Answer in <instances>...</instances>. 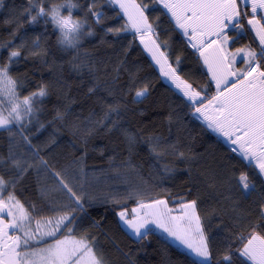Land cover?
Returning <instances> with one entry per match:
<instances>
[{"label": "snow or ice", "instance_id": "obj_1", "mask_svg": "<svg viewBox=\"0 0 264 264\" xmlns=\"http://www.w3.org/2000/svg\"><path fill=\"white\" fill-rule=\"evenodd\" d=\"M27 2L29 6L23 12L27 23L35 25L42 22L45 30L49 24L54 30L59 29L58 44L65 49H75L78 55L81 40L96 35L91 25L85 31V24L89 23L88 16L97 26L106 25L109 19H123V24L104 28L105 35L111 34L121 39L125 38V33L133 34L122 55L126 56L133 43L138 42L150 54L159 73L180 94L185 107L191 110L190 114L223 136L231 145L230 151L237 154L246 167L264 178V0H88L85 19L81 20L71 18L72 9L82 7L71 0H62L60 3H52L51 0ZM65 4L68 17L61 12ZM153 5L161 6L160 15H150L149 10ZM3 7L4 0H0V9ZM109 11L112 12L111 17ZM161 16L167 17L169 29L163 28ZM14 22L19 24L18 20L5 21ZM177 29L183 33L184 49L193 52L198 61V65L194 66L195 71L203 69L208 76L207 84H200L195 79L189 82L192 73L185 72L183 67L186 57L174 50L170 37L161 36V32ZM249 32L258 51L251 44L235 47L241 40L247 39ZM39 40L40 37H36V47H40ZM22 47L23 42L19 48L14 47L8 52L6 61H0V129L7 130L12 138L7 164L9 169H15L16 172L7 180L0 175V264H111L94 233H81L80 239L73 235L74 230L78 231V214L86 213V205L94 206L96 203L119 207L121 210L115 215L139 240L149 235L152 231L150 226L164 231L197 257L198 264H233L234 254L243 258L241 264H245V261L248 264H264V196L258 204L255 218L250 213L236 214V231L232 233V241L239 247L233 248L232 242H229L223 252L217 250L211 238V217L218 213L200 209L198 186H195V198L191 199L184 196L174 198L168 194L167 198L150 197L145 202L143 192L131 191L127 193V200L134 201L136 206L129 209L127 200L120 198L119 194L97 196L89 192L85 183L79 182L86 175L83 167L77 174V183L74 185L76 191L65 182L60 172L52 170L58 185L72 203H56L50 195L44 194L50 190L43 189L41 199L46 201L48 210L57 215L45 218L43 223L35 220L32 212L25 209L14 192L16 185L34 167L26 159L17 158V148L23 142L40 159V150L32 146L31 140L24 134V128L33 122L39 125L37 133L45 128L37 114L41 111L38 105L42 98L48 95V86L39 85L38 91L21 98L17 89L24 86V80L13 78L10 69L19 62ZM84 55L89 56L87 52ZM238 60L242 67H237ZM125 63V60H121L115 68L117 73L124 68L128 74L129 87L121 90L120 98L124 99L126 92L132 91L133 102L142 103L150 95L151 84L139 80L141 69L130 70L124 67ZM71 66L77 73L84 70L90 74L92 72L88 60L72 63ZM118 79V75L113 77V85ZM97 87L99 85L89 87L88 94H94ZM108 92L109 95L113 94L111 88ZM5 102L7 109L3 107ZM125 108L126 105L119 103L106 105L97 126H105L111 116H119ZM5 111L7 115L3 114ZM172 115L168 117L169 123L172 122ZM64 116L57 110L55 119L63 120ZM110 123L111 127L107 131L118 127L117 121L112 120ZM13 125L17 127L16 133L12 131ZM17 135L19 139H16ZM125 135L131 150L136 137ZM161 142L159 136L149 138V151L157 159H160L161 154L156 152V148ZM169 147L172 155L180 160L188 163L197 160L191 147L187 149V154L179 151L177 145ZM82 159L73 160V164H80ZM5 163L0 156V165ZM40 163L44 168H49L47 161L40 159ZM162 168L165 176L179 170L169 165H163ZM218 176L224 181L226 189L222 195L236 212L239 203L233 199V193L246 191L250 195L255 191V182L250 179L248 172L233 170L221 175L213 171L209 173V189L216 187ZM188 193L191 194L192 189ZM170 201L178 206L170 207ZM29 207L33 212L43 211V208L38 209L30 202ZM93 223L99 228L98 222ZM60 236L63 239L58 238ZM47 238H51L52 242L47 243ZM34 241H44L47 247L36 249Z\"/></svg>", "mask_w": 264, "mask_h": 264}, {"label": "trees", "instance_id": "obj_2", "mask_svg": "<svg viewBox=\"0 0 264 264\" xmlns=\"http://www.w3.org/2000/svg\"><path fill=\"white\" fill-rule=\"evenodd\" d=\"M51 2L60 3L62 0ZM75 2L82 7L72 11L73 17L85 19L88 0ZM28 6L27 0H4V7L0 9V61H6L8 52L14 47L19 48L23 42L20 49L22 56L10 69L13 78L24 80V86L17 91L22 98L38 91L39 85L48 86V95L42 98L38 105L41 111L37 114L45 128L37 133L39 125L33 122L24 128V134L31 140L32 146L40 150V159L47 161L49 168H44L40 159L23 142L17 148V158L26 159L34 167L24 175L14 192L24 207L32 212L35 220L57 215L50 212L46 201L41 199L43 189L50 190L44 194L50 195L56 203H72L58 185L52 170L60 172L65 182L76 191L74 185L77 183V174L83 167L86 175L79 182L85 183L88 191L97 196L119 194L120 198L127 200L128 192L141 191L145 201L150 197L167 198L168 194L174 198L184 196L191 199L195 198V186H198L200 209L218 213L211 217V238L217 250L223 252L229 242H232L233 248L239 247V244L232 241V233L236 231L234 217L237 213H250L253 218L256 217L258 204L264 196V178L246 167L221 137L214 134L198 117L190 114L191 110L185 107L180 94L162 78L138 42L133 43L126 56L122 55L133 34L125 33V38L121 39L111 34L105 35L104 28L123 24V19H109L106 25L97 26L88 16L89 23L85 24V31L91 25L96 35L81 40L78 55L75 49H65L58 44V29L54 30L51 24L46 30L42 22L29 25L27 17L23 15ZM149 11L150 15H160L162 8L153 5ZM67 12L65 7L63 14ZM108 14L111 17L112 12ZM6 20H18L19 24L5 23ZM161 23L163 28H170L166 16H161ZM38 36L40 47H36ZM161 36L170 37L174 50L182 52L186 57L183 67L185 72L192 73L189 82L195 79L200 84H207L208 76L204 70L195 71L194 66L198 65V61L194 53L184 49L181 31L161 32ZM244 44L253 46L251 32L247 39L241 40L235 47ZM86 52L89 56L84 55ZM82 60L89 61L91 74L87 70L77 73L72 69V63H80ZM121 60L126 61L125 68L141 69L139 80L151 84L150 95L142 103L133 102L132 91L126 92L124 99L120 98L121 90L129 87L128 74L124 68L119 73L115 71ZM237 67H242V64L238 63ZM117 75L119 79L116 85L119 87L112 83L113 77ZM185 78L188 79L187 76ZM97 85V91L88 94V88ZM109 88L113 90L112 95H109ZM117 103L126 105V108L119 116H111L105 126H97L105 106ZM57 110L65 114L63 120L55 119ZM170 114H173L171 123L168 122ZM112 120L118 122V127L107 131ZM12 131L17 132L15 125ZM125 134L136 137L131 150ZM153 136L162 138L156 148V152L161 154L160 159L149 151V138ZM11 139L7 130H0V156L6 162L0 165V175L5 180L16 175L15 169H9L7 164ZM16 139H19L18 135ZM53 140L54 144L51 143ZM170 145H177L178 150L186 154L191 147L197 160L188 163L178 159L172 155ZM80 157H83L81 163L73 164V160ZM163 165L179 170L165 176ZM233 170L248 172L250 179L255 182V191L250 195L246 191L233 193V199L239 203L236 212H233L230 202L222 195L226 189L219 176L214 189L207 186L211 182L210 172L224 175ZM189 189H192L191 194L188 193ZM29 202L38 209L43 208V211L33 212ZM127 204L129 209L136 206L132 200H127ZM169 205L178 206L171 201ZM86 209V213L78 214V231L74 230L73 235L80 239L81 233H94L111 264H198V259L191 253L157 231L152 230L144 240L133 236L115 215L121 210L119 207L96 203L94 206L86 205ZM94 221L99 223V228ZM242 259L234 254L233 264H241ZM245 264L248 262L245 261Z\"/></svg>", "mask_w": 264, "mask_h": 264}, {"label": "rangeland", "instance_id": "obj_3", "mask_svg": "<svg viewBox=\"0 0 264 264\" xmlns=\"http://www.w3.org/2000/svg\"><path fill=\"white\" fill-rule=\"evenodd\" d=\"M252 42H253V48L254 49H256L257 51H258V48H257V45H256V43L252 40ZM146 51V50H145ZM149 56H150V54H148ZM151 57V56H150ZM238 63H240L239 62V60H238V62H237V65H238ZM159 71V70H158ZM162 75V74H161ZM162 78L167 82V83H169L170 84V82H169V80L168 79H166V78H164L163 76H162ZM171 85V84H170ZM172 86V85H171ZM173 87V86H172ZM174 88V87H173ZM214 94V93H213ZM5 101H6V98H5ZM3 107L5 108V109H7V107H8V105H7V103L5 102L4 103V105H3ZM4 115H7V112L5 111L4 113H3ZM201 120V119H200ZM203 121V120H202ZM204 122V121H203ZM204 124H205V122H204ZM206 125V124H205ZM0 130H2V129H0ZM211 130V129H210ZM214 134H216V135H218L219 137H221L222 139H223V141H225V143L227 144V145H229L230 147H231V145H230V143L223 137V136H221L219 133H217V132H215V131H213V130H211ZM145 202H147V201H145ZM170 206V205H169ZM170 207H172V206H170ZM26 209V208H25ZM175 214V213H174ZM6 219H7V217H6ZM38 220H40L42 223H43V220L44 219H38ZM34 223H35V221H33V227H34ZM123 224V223H122ZM123 226L133 235V236H135L134 235V233L131 231V230H129L124 224H123ZM151 228H152V230H154V231H157L158 233H160L162 236H164V237H166L167 239H169L170 241H172V242H174L176 245H178L180 248H182V249H184V250H186V251H188L186 248H184L182 245H180L174 238H172V237H170V236H168V234L167 233H165L164 231H162V230H160V229H158V228H156L155 226H150ZM136 237V236H135ZM52 241H51V238H47V243H51ZM47 243L46 242H44V241H39V242H33V246H34V248H36V249H39V248H44V247H47ZM189 252V251H188ZM189 253H191V252H189ZM192 254V253H191ZM194 256V255H193ZM195 257V256H194ZM195 258H197V257H195ZM198 259V258H197Z\"/></svg>", "mask_w": 264, "mask_h": 264}, {"label": "clouds", "instance_id": "obj_4", "mask_svg": "<svg viewBox=\"0 0 264 264\" xmlns=\"http://www.w3.org/2000/svg\"><path fill=\"white\" fill-rule=\"evenodd\" d=\"M71 2H72L73 4L76 3L75 0H71ZM65 7H67V4H65ZM73 10H74V9H72V11H73ZM61 12H62V15H65L66 17L69 16V13L63 14V9L61 10ZM71 18L74 19V20H81V19H78V18H74L73 16H72ZM58 32H59V29H58ZM58 43H60V40H58Z\"/></svg>", "mask_w": 264, "mask_h": 264}, {"label": "crops", "instance_id": "obj_5", "mask_svg": "<svg viewBox=\"0 0 264 264\" xmlns=\"http://www.w3.org/2000/svg\"><path fill=\"white\" fill-rule=\"evenodd\" d=\"M182 33V32H181ZM182 35H183V33H182ZM146 53L147 54H149L147 51H146ZM151 58V57H150ZM156 66V65H155ZM157 67V69H158V66H156ZM159 70V69H158ZM162 76V75H161ZM167 81V80H166ZM61 239H63V237H60ZM76 238V237H75ZM76 239H79V238H76Z\"/></svg>", "mask_w": 264, "mask_h": 264}]
</instances>
